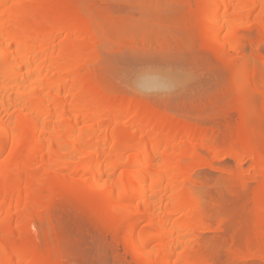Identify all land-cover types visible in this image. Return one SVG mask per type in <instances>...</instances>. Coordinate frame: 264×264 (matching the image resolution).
Returning a JSON list of instances; mask_svg holds the SVG:
<instances>
[{"label": "bare ground", "instance_id": "6f19581e", "mask_svg": "<svg viewBox=\"0 0 264 264\" xmlns=\"http://www.w3.org/2000/svg\"><path fill=\"white\" fill-rule=\"evenodd\" d=\"M202 1L210 39L223 51L238 50L237 22L264 12V0ZM75 4L0 0V264H64L48 241L35 247L28 233L58 188H78L87 199L99 195L115 227L126 231L139 256L146 254L143 264H171L174 258L206 264L189 243L206 228L207 213L192 189V166L178 156L192 138L215 150L217 134L194 126L174 129L171 118L144 103L117 108L103 99L106 92L90 70L99 56L89 51L95 48L89 30L73 22ZM258 74L252 70V77ZM143 81L146 90L164 87L157 77ZM260 130L255 137L263 135ZM260 149L248 154L259 159L262 171ZM259 174L256 203L264 210V172ZM243 179L237 180L246 186ZM181 244L187 250L179 252Z\"/></svg>", "mask_w": 264, "mask_h": 264}, {"label": "rangeland", "instance_id": "374dc122", "mask_svg": "<svg viewBox=\"0 0 264 264\" xmlns=\"http://www.w3.org/2000/svg\"><path fill=\"white\" fill-rule=\"evenodd\" d=\"M201 1L75 0L71 21L93 36L87 39L97 48L91 45L89 51L96 50L100 63L91 62L90 70L111 106L144 103L171 118L174 129L194 126L217 134L215 150L200 148L202 142L192 138L178 156L192 166L196 185L186 186L195 189L208 218L191 248L201 252L206 264H264V210L256 203L259 172L264 170L248 154L254 147L264 154V12L237 22L238 50L225 46L223 51L210 39ZM218 51L223 55L217 56ZM253 69L259 72L254 77ZM148 77L159 78L164 87L144 89L142 81ZM256 128L263 135L255 137ZM239 132L242 141L236 144ZM239 178H247L246 186ZM56 190L47 211L28 229L35 247L48 241L64 264L145 263L146 254L139 256L126 231L115 227L99 195L87 199L78 188ZM184 244L179 252L187 250ZM173 263L179 264L175 258Z\"/></svg>", "mask_w": 264, "mask_h": 264}]
</instances>
